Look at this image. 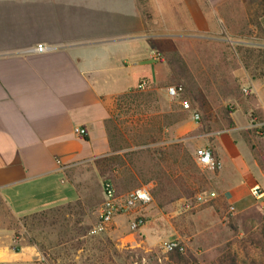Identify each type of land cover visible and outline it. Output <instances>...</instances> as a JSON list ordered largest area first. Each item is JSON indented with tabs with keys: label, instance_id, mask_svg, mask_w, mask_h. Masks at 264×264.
I'll list each match as a JSON object with an SVG mask.
<instances>
[{
	"label": "crops",
	"instance_id": "1",
	"mask_svg": "<svg viewBox=\"0 0 264 264\" xmlns=\"http://www.w3.org/2000/svg\"><path fill=\"white\" fill-rule=\"evenodd\" d=\"M243 2L0 0V264H31L28 255L9 252L20 220L76 204L82 168L113 155L107 122L115 102L141 79L162 97L175 84L187 89L189 60L205 73L215 51L225 74L217 96L230 111L216 126L207 121L221 129L211 142L206 135L220 166L208 169L217 195L208 214L218 219L224 206L259 208L250 190L264 194V63L257 59L264 41L256 40L255 21H243ZM243 32L255 41L242 40ZM38 45L49 50L29 52ZM183 97L190 114L206 113L202 101ZM76 127L84 138L75 136ZM145 216L150 221L138 232L145 245L154 244V216Z\"/></svg>",
	"mask_w": 264,
	"mask_h": 264
},
{
	"label": "rangeland",
	"instance_id": "2",
	"mask_svg": "<svg viewBox=\"0 0 264 264\" xmlns=\"http://www.w3.org/2000/svg\"><path fill=\"white\" fill-rule=\"evenodd\" d=\"M242 14L246 25L252 22L253 26L256 22L257 39L246 32L240 35L241 39L264 41V0H246ZM217 53H213L205 73L202 64L189 60L192 64L185 68L190 73L182 77L187 88L183 99L188 102L198 99L205 104L206 113L200 114L198 122L191 118L190 110L160 96L153 87L131 92L122 102H115L107 122L113 155L82 168L75 179L80 194L76 204L20 220L9 252L28 255L31 264H173L170 253L160 250L172 239L184 249L180 253L189 259L188 264H218V258L227 254L236 255L239 264H264L257 243L258 236L264 235V216L258 207L229 214L224 206L218 219L208 214L213 201L185 210V203L197 193L210 191L209 168L199 167L195 161L206 148L207 140L210 138L211 142L221 132L211 129L207 121L216 126L230 111L217 96L225 85L224 62L217 59ZM257 59L261 66L264 63L261 48ZM204 93L206 98H197ZM243 136L248 138L254 156L263 161L251 143L252 135L247 132ZM160 178L165 179L167 188L160 192V201H155L153 193ZM107 182L121 195L150 185L152 202L144 213L154 216L152 227L158 234L154 244L145 245L144 237L131 231L129 220L124 217H116L109 231L91 234Z\"/></svg>",
	"mask_w": 264,
	"mask_h": 264
},
{
	"label": "built area",
	"instance_id": "3",
	"mask_svg": "<svg viewBox=\"0 0 264 264\" xmlns=\"http://www.w3.org/2000/svg\"><path fill=\"white\" fill-rule=\"evenodd\" d=\"M49 49L38 45L35 49L29 50L32 53H45ZM154 59L159 61L161 56L155 53ZM149 83L145 79H141L136 87L135 91L142 92L148 89ZM244 95L249 94L248 89L242 90ZM166 96L170 101L179 102L183 110H190L191 108L187 102L181 100L185 93V89L181 84H175L169 86L165 90ZM191 118L198 122L200 117L198 113L192 112ZM75 136L79 138H84L86 136V131L80 127L74 128ZM196 165L202 168L219 169L220 166L215 162L213 154L210 148L202 149L196 157ZM251 196L256 200H261L259 209L264 216V194L261 193L258 187H254L250 190ZM217 195L212 191H201L197 193L192 200L185 203V210L190 208H197L201 205L210 203L216 199ZM152 202L151 197V187L150 185H143L136 189L121 195L116 192L114 187L110 183H105L103 186V200L100 205L99 217L96 226L91 231V234L105 233L111 229L114 224V219L116 217H124L129 221V228L131 231H139L146 224V216L144 213V208ZM234 212L233 207L228 208V213L232 214ZM160 250L163 253H171L173 251L182 252L184 249L177 241H168L164 243Z\"/></svg>",
	"mask_w": 264,
	"mask_h": 264
},
{
	"label": "trees",
	"instance_id": "4",
	"mask_svg": "<svg viewBox=\"0 0 264 264\" xmlns=\"http://www.w3.org/2000/svg\"><path fill=\"white\" fill-rule=\"evenodd\" d=\"M130 95V94H129ZM128 95V96H129ZM156 188L153 193V198L155 201H160V192L166 190V183L164 178L157 180ZM190 189V188H189ZM188 190V189H187ZM186 193H189V190ZM152 193V192H151ZM257 243L260 247L262 254L264 255V235L258 236ZM170 262L173 264H188L189 259L185 255H182L179 251H173L169 254ZM218 264H239L236 255L227 254L218 258Z\"/></svg>",
	"mask_w": 264,
	"mask_h": 264
}]
</instances>
